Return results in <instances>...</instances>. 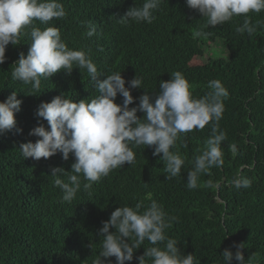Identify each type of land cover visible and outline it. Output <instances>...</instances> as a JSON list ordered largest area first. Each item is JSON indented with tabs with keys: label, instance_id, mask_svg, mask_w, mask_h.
Masks as SVG:
<instances>
[{
	"label": "trees",
	"instance_id": "16d2710c",
	"mask_svg": "<svg viewBox=\"0 0 264 264\" xmlns=\"http://www.w3.org/2000/svg\"><path fill=\"white\" fill-rule=\"evenodd\" d=\"M61 2L67 17L48 25L37 21V26L58 27L69 48L90 50L98 72L104 76L122 72L126 87L136 75L143 77L144 89L131 90L137 99L130 108L139 104L138 97L145 91L155 98L160 81H168L175 71L184 74L196 98L209 91V81L220 80L229 92L219 121L220 130L227 134L221 144L224 163L211 168L210 174H201L196 189L186 187L198 150L211 135L210 126H205L181 135L183 143L178 141L174 149L185 157L180 176L167 180L162 154L154 156V148L142 145L134 149L137 155L132 166L125 163L89 191L83 190L86 181L81 177L76 198L62 203L51 169L71 171L75 157L70 154L64 160L57 153L39 161L24 159L19 145L39 139L29 135L39 123L48 128L47 121L35 115L40 103L51 102L61 92L74 102L91 100L99 93L86 70L73 68L71 74L61 70L42 79L39 91L32 95L30 84L11 78L20 53L27 55L31 46L28 37H21L19 45H8L6 61L0 64V101L14 91L22 100L15 114L22 132L13 129L0 135V264H93L101 250L102 222L120 206L134 207L141 201L148 205L151 200L177 217L167 235L179 241L184 255L194 254L197 264H225L222 253L225 249L235 253L234 243L244 244L241 251L246 264L252 254L251 264H264V28L251 37L237 33L243 15L215 28L204 27L205 19L186 0H163L151 24L119 22L130 7L143 0ZM248 15L252 23L264 21V11ZM88 21L96 25L97 35H86ZM198 30L207 35L195 36ZM217 38L223 40L227 56H211L209 50L217 45ZM115 102L122 104L123 97L118 94ZM137 115L143 118L144 113ZM234 178L250 179L251 187L237 189ZM150 246L145 241L134 252L133 261L125 264H139L136 257ZM109 259L116 264L115 257Z\"/></svg>",
	"mask_w": 264,
	"mask_h": 264
},
{
	"label": "clouds",
	"instance_id": "9594fccd",
	"mask_svg": "<svg viewBox=\"0 0 264 264\" xmlns=\"http://www.w3.org/2000/svg\"><path fill=\"white\" fill-rule=\"evenodd\" d=\"M162 3L163 0H143L141 5L130 7L119 22L151 24ZM186 3L202 15L206 21L204 27L215 28L243 15V24L236 28L237 33H247L251 37L264 28V21L252 23L248 15L264 11V0H186ZM67 14L61 0H0V64L6 61L9 44L17 46L25 36L31 41L27 55L21 52L14 64L13 80L30 84L32 95H35L42 79H50L61 70L71 74L73 68H78L87 71L99 93L91 100L74 102L61 92L51 102L40 103L35 115L47 121L48 128L39 123L30 130L29 135L39 139L35 143L29 141L19 145L23 158L39 161L61 153L62 158L68 160L70 154L74 156L71 171L61 167L51 169L53 184L62 192L61 202L71 203L81 190L82 179L86 181L83 190L89 191L113 170L123 168L125 163L132 166L137 155L134 149L142 145L154 148V156L162 154L167 180L180 176L185 157L174 149L178 141L183 143L181 135L210 126L211 135L203 149L198 150L200 154L196 155L187 175L186 187L196 189L201 174H210L211 168H219L224 163L221 144L227 134L220 130L219 121L225 110L224 100L229 96L226 87L220 80H211L207 85L209 91L196 98L184 74L175 71L168 81H160L155 98L145 91L138 97L139 104L130 108L137 99L131 90L143 88V77L136 75L126 87L122 72L107 76L98 72L89 55L90 50L69 48L58 27L41 28L36 24L38 21L40 25H48L50 21L65 19ZM86 27L88 37L97 35V27L91 21L86 22ZM194 35L199 37L207 33L198 30ZM118 94L123 97L122 104L115 102ZM21 105L16 91L0 101V135L13 129L18 134L22 132L15 118ZM138 112L144 113L143 118L138 117ZM208 183L211 186V181ZM232 183L239 189L251 187L252 181L234 178ZM175 220L177 217L170 216L156 200H151L148 205L141 201L134 207L116 208L99 229L103 240L93 264H112L111 257H115L116 264L131 262L134 252L145 241L152 246L144 248L143 255L136 257L139 264H149V261L151 264H197L194 254L184 255L178 247L179 241L167 235ZM110 228L115 231L110 232ZM232 247L236 249L235 253L230 249L222 253L225 264H232L233 260L246 264L241 251L244 244L234 243ZM254 258L255 254H252L247 264Z\"/></svg>",
	"mask_w": 264,
	"mask_h": 264
},
{
	"label": "rangeland",
	"instance_id": "374dc122",
	"mask_svg": "<svg viewBox=\"0 0 264 264\" xmlns=\"http://www.w3.org/2000/svg\"><path fill=\"white\" fill-rule=\"evenodd\" d=\"M217 45H214L210 47V54L211 56H227L228 50L226 46L223 43V40L221 38H217L216 41H214ZM203 60V58H201ZM199 61V60H198Z\"/></svg>",
	"mask_w": 264,
	"mask_h": 264
}]
</instances>
